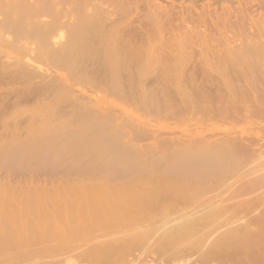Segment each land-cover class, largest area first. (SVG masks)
Returning a JSON list of instances; mask_svg holds the SVG:
<instances>
[{
  "label": "rangeland",
  "instance_id": "374dc122",
  "mask_svg": "<svg viewBox=\"0 0 264 264\" xmlns=\"http://www.w3.org/2000/svg\"><path fill=\"white\" fill-rule=\"evenodd\" d=\"M69 1L74 2V0H69ZM69 1L67 0V3H69ZM107 1L108 0H103V6L106 8V10L108 7L110 8V10L113 9L111 12H108V10H107L106 14L109 15V17H107L105 15V13H103V14H100V17H101V18H99L100 21L97 18L99 14L95 15L94 18L89 17L90 19L81 18V19L77 20L75 18L76 23L80 24V26H83L85 28H83L82 30H80L81 28L75 29V30L71 29V31L69 30V32H67L66 28H62V29L60 28L58 30L59 32H54L53 34L48 36L50 39H48V37H45L44 38L45 41L49 40L48 42H46L47 45L46 44L44 45L45 41L43 39V44L40 45L37 48V50H35V53L38 55V57L36 54H34L33 51L30 52L28 50H22L20 47H17V49H16V46H18L19 43L22 44L21 41H18V40H17V43L18 42L19 43L16 44L15 48H14L13 44L9 45V47L7 45H5V47H4V45H0V47H3V48H0V60H1L0 61V68L3 69L5 67L2 71L0 69V77H2V78H0V146H2V144H5L4 146H6V143L12 144L15 142V143L19 144V143L25 142V140L28 137L29 129L31 127L38 125L41 121V118H39L40 117L39 114H36V113H38V111H40V110H38L39 108L43 112H45L46 110L49 109L46 113H48V114L50 113V115L48 117V115L46 114V117H47V122H49L50 124H51V122H54V124H55V121L57 122V120H60V121L62 120L60 122L61 126L59 125V121L57 124L59 127H63V129L58 127L59 135L58 134L57 135L59 136V139H62L61 138L62 136H63V138L64 137L66 138L67 132L71 131L69 129H72V127H74V126L70 125L71 122L74 121L72 124L75 125V123H76L75 120L79 119V121H77V122L84 123L85 119H81L84 117H86V119H88L87 117L90 118L89 121L91 123L88 120L85 121V122L90 123V124H92V123L95 124L94 122H97L95 125H100L102 122L103 123L105 122L104 124H106L105 125L106 127L104 126L103 123L101 124L102 127H105V130L108 127H109L108 129H110V130L114 129L113 131H116L117 129L120 130V132H118V130L116 131L118 133L114 132L115 134L114 133L112 135L110 134V136L111 137L113 136V138H114L113 142H115L114 140H116V139L120 140L119 142L116 140L115 144H117V142H118V143H120L121 147L118 144L117 145L121 149L122 148L124 149V147H126V149L127 148L130 149V151H128V149L127 150L125 149V151H128L129 154L132 151L131 157H129L127 155L128 152H126L127 153L126 157L127 156L129 157L128 159H131L134 156V154L136 156L137 154L135 152H137L138 153L137 160L135 159L136 158L135 156L131 160L135 159V161H134L135 163H137V161H138V164L141 163V164H139V166H141V167L143 165H145L144 163L146 162L145 167L143 166L142 168L145 169L147 167L146 169L150 168L149 170L155 169L154 171L153 170H151V171H153L154 174L157 173L158 175H161V174H159L160 171L163 174L165 172L164 170L167 169V171H168L170 168H173L172 166L169 168L170 164H167L168 167H166L167 165H164L166 162V159H167L165 157H168V153H171V152L172 153L175 152V154H177V152L182 153V151L186 148L185 151L182 153V156H184L186 154L185 152L188 151V149H189L188 147H190V145L192 146L193 149L195 146H197L198 149H200V147L201 148L205 147L204 149H206V147H207V148H209V150L214 151V152H216L217 149L219 148V150L217 151V152H219L220 149L222 148V145L224 144L225 146L223 145L224 147L221 149L222 151H220V153L223 154V152H224L225 156L222 154L220 155V153L218 154L221 156V158H222V156L224 157L223 159H224V163H225L224 166L225 167H224V169L222 167L223 170L221 168L220 169L218 168V170L214 171V169L212 167L213 173H211L212 175L209 173L211 171V169H210V171L208 172L210 175L208 176L205 174L207 177H205L204 174L200 176L195 171L194 172L197 174L196 176L194 175V172H193V175L192 174L190 175L191 172L189 171V174H187L186 171L188 168L184 167V165L186 166L187 163L185 162L186 163L185 164L184 161H182L181 164L183 163L184 165L183 166L181 165V169L184 170V173H186L185 174L186 176H185L184 173L182 172V170H180L177 166V168H176L177 171L175 170L176 172L174 171L175 172L174 174H176L177 172L179 174L177 173L178 174V175L176 174L177 177L174 176V177H172V179L176 178L177 180L179 179V181L183 180L185 185L187 183L186 186L189 188L188 191H191L190 186H193L195 188V189L193 188V190H194L193 193H192V191H191V193H189L187 191L186 186L184 185L185 186L184 187L182 185L183 182L181 181L182 184H180L181 185L180 188L182 189V186H183L184 188H186L185 189L186 191H184L183 189L182 190L180 189V190L184 191V192H188L187 193L188 195L186 194L187 196L184 195V197L182 198V201L184 198L187 199L186 201L184 199L185 202L181 203L180 202L181 199L179 200L180 203L178 202V197H176V196L178 195L177 194L178 192H181L179 189H178L179 191L177 190V193L175 192V193L171 194V197L173 195H175V197L174 196L173 197L175 198V200L177 199L178 205L176 204V201L173 200L174 198H171L168 201L166 199L167 197H165L166 194H164V197L167 200V203L164 202L165 200H163V197H161L162 200H161V198H159V199H156L157 197L154 198L155 196L151 197L152 201L156 199L154 202H156V201L161 202V203L159 202L158 206H160V204L162 205L163 202L165 203L164 206H167L166 204H168V202L170 203V205H172L170 202L172 200H173V202L175 201L176 206L172 205L171 206L172 209L175 208V210H173V211L171 210L168 212L167 211L164 212L163 211L164 209H161L162 207H159L162 210V213H161V211H159V210L158 211L156 210L157 212H155L154 209H156V208L153 209V207L155 205H152V209L156 214L152 211V214H154V215L150 214L153 217L150 218V215H149V218L152 219V221L154 223H152V226H151V221H150V223H148L146 221L147 223H145V224H150L149 227L152 229L153 225L155 226V223H156V226H155L156 229L154 227L152 230L153 232L151 231V229H149L150 230V232H149V230L147 229V228H149L148 226H146L147 228L145 229L144 225L143 224H142L143 226L141 225V228L143 227L145 229V231L148 230L147 231L148 235L150 233L153 234L155 232L154 236H152V235L149 236V238L150 237L153 238L152 239L153 241L151 239H149L150 240L149 242L146 241V243L148 242L147 243L148 246L145 244L147 247L143 246L145 241L142 240L144 243L141 242V243H143L141 246H143V247H138L141 244L140 243V244H138V246L137 245H135V247L133 246L134 248L132 249V247L128 244V243L131 244V241H132L131 240L130 242L125 243L126 246H127V244L130 246V247L127 246L129 248V250L126 249L124 246L125 249H124L123 253L119 251L122 254L118 253L120 255L114 256V258L111 257V259L109 258V262H107L108 259L106 260V262L105 261L104 262L103 261L94 262L91 260L92 258L91 259L88 258L89 261H87V258H86V260H82L83 258H80V257H75L76 259H74L73 257H71L73 255H71L70 257L74 260L70 259V261L72 260L71 262L74 264H259V263L264 264V250H263L264 249V235H262L264 233L259 235V236H261L260 240L255 238V241H256V239L259 241V242L258 241L255 242L256 245H254V243L251 244L254 246L253 247L254 250L256 249L255 251L251 248V246L249 247L251 250H253V252L255 254L257 253V255H256L257 257H255V258L258 259V257H259L260 261L259 260L257 261L254 258V256H255L254 253H252V254H253V259H255V260L250 258L251 260L246 259V261H248V262H246L245 258H243V260H241L240 262L239 261L236 262V260H234L236 263H233V261H229L228 260L229 258L223 254H222L223 255L222 256L220 254V252L224 251V249L225 250L229 249L228 247H230V245L229 246L227 245L228 246L227 248L224 247L223 249H221V251L219 252V255H217V257L214 256L215 254H217V252L216 253L212 252L213 254L210 255L211 252L209 253V251H207V252L205 251L207 249V247L210 246V243L211 242L213 243V240L216 241L219 238V236L221 235V233L223 234V232L225 230L232 229L233 227L239 226L240 224L243 225V223L247 222L246 221L247 216L245 217L243 215L246 218L245 219L243 216H241V218L239 217L240 215H242V213H240V215L237 214V212L239 211V209L241 210V207L243 205V204H241L239 206L240 207L239 208L238 205L240 204L239 202H241V201H238V200L243 199V202H244L245 200H247L246 199L247 197H249L248 200L251 199L250 197H252V199H254V201H255L256 199H258L257 196L259 197V194L262 191L264 192V186H263L264 185L263 184L264 176H263V178L260 176L264 173V171L262 172V170H264L263 169L264 167L262 166L263 168H259L260 170L258 169V166L262 165V163L259 162L260 159L257 162V159H256L257 154H256V151L254 150L256 146H254L255 144H251L250 142H248L247 139H245L246 138V132H244L242 134L240 133V129H242V128H247L246 130L250 129L247 122L252 120V119L256 120L257 117L253 118V116H251V117L249 116V117H244L241 120V118H237L239 116H236L234 112H232L233 115L231 116L232 113H230L231 111L229 109L234 108L233 105H231L232 107H230V108L228 107L229 109H226L227 105H228L227 104L228 100H229V105L231 104L230 103L231 99H228L229 97L230 98L232 97V100H234V101H231V102H233L232 104H234L235 106H237V104H240V102L242 101L243 98L247 97V93L245 95L244 94L245 91L244 90H243L244 92L242 91V88H244V87L242 85H240V81L238 80L240 78V77L238 78V76H237L238 74H240L239 72H241V73L244 72L243 74H245V71L247 70L248 73L246 71L247 75L246 74L245 75H246V77H248L249 70H250L249 68L252 69V67H254V66L258 67L259 65H260V67L263 66L262 64H264V60H263L264 55H263V53H261L262 51H260V53L258 52L255 55L256 57L251 56L252 58L250 56H248L249 53L245 56V57H247V59L239 56V54L244 55L243 54L244 48L242 47L240 49L241 44H240L239 39H235L231 43V44H233L235 42V44L229 45V46H231L230 47L231 49L233 47V49L231 50L232 52L228 48L227 49L225 48L226 44L222 45L223 42H222V44L220 43L221 44L220 45V44H217L215 42L211 43L209 37H207V39H209V41L206 38L203 39L204 38V36L202 35L203 32L201 34L200 30L203 31V29H205L207 27V24L205 25L203 23V21H201L202 23L199 22V23H201V24H199L198 21L196 20V17L199 16L200 13L206 14L209 11H211L212 14L214 12V14L217 16L221 15L220 12L222 13V10L224 11V8H226V10L228 9V11H230V15L233 13L231 15L232 17H229V20H232V19H234L235 14H237L236 12L238 11V8H241V6L249 7V5L251 7L247 8V9H249L251 14L254 15L253 18L257 19L259 17V14L264 12V7L259 8L258 6H255L254 3H251V2L249 3L250 0H229V2H228V0H217V1L216 0H153V3H154L153 6L155 8L153 6L148 8V6H145V4H143L144 0H139V1L136 0V1H138V2H136V4L140 3L139 5L137 4L139 7L133 5L132 6L133 9H131L130 6L132 4L130 3L131 5H129V2H128L129 0H111V1H108V3H107ZM116 1H117V3H116ZM118 1L120 2L119 4H118ZM194 1H195V3L193 4ZM121 3H122L121 6H123V4H125V5L127 4L128 10L126 9L125 5L123 6L125 8L119 7L120 10L117 9L118 6H116V5H120ZM114 5L116 7H113ZM159 8L160 9L164 8L165 10L163 9L161 12ZM188 8L190 10L189 12L187 11ZM142 9H144V12L147 14H145ZM125 10L127 12H125ZM184 10L187 11L188 15H189L187 17V19H188L187 21H189V22L187 23L186 27L189 28V30L191 28V30H194L196 33L195 35L193 33V36H192L193 39H192V37L190 38L191 41H190V39H188L190 42L186 39H183V38H182V42L177 41V40L181 41V38L179 39V37L181 35L180 30H182L181 27L185 24V22H187V21H184L182 23L180 20H178V19L182 20V15L185 16L184 14L187 13V12H184ZM202 10H204L205 12H203ZM153 11H155V12H153ZM216 11H218L219 14H217L218 12H216ZM181 12H182V15H181ZM190 12L192 13L191 16H190V14H191ZM80 13L82 14L83 12H79V14ZM111 13H113V14H111ZM143 13H144V15H143ZM172 13H173V15H172ZM176 13H177V15H176ZM76 14H78V13H76ZM117 14H120V15H117ZM205 14H204V16H205ZM71 15H73V13ZM74 15L71 16V18L72 17L74 18L75 16L77 17V15H75V16ZM103 15H105V16H103ZM206 15L210 16L211 13L209 12ZM215 15L214 16L212 15L211 19L209 18V20L207 19L209 16L208 17L205 16V21H204L205 23H208V25H211V28L210 27L209 28L213 29L214 31H215V29L213 28V25H214L213 22H214V19H216V17H217V16L215 17ZM115 16H116V18H115ZM170 16H172L174 18H172ZM200 16H199V18H200ZM150 17L153 18V21H150V19H149ZM189 17L190 18L194 17L195 19L191 18V20H190ZM48 18H50L49 15H47V14L43 15L42 14V15H38V18L36 20L42 22V20H48ZM67 18L69 20L70 15H63V19L61 18V20L62 21H68ZM105 18H108L107 19L108 21H106ZM145 18H146V20H145ZM152 18H151V20H152ZM168 18H171V19H168ZM199 18H198V20L200 21ZM103 19H105V20H103ZM206 19L208 20V22H206L207 21ZM95 20H97V23ZM111 20H113V21H111ZM141 20L142 21L144 20L143 23L141 22ZM148 20H149V22H148ZM163 20H165V21H163ZM172 20H174V21H172ZM210 20H212L213 22ZM92 21H94L95 23H93ZM103 21L107 22L108 27L107 26L104 27V24H101ZM196 21L198 24L196 23ZM41 22H38V23H41ZM147 22H148V24H147ZM154 22H156V23H154ZM91 23L93 26H91ZM150 23L153 27L150 25ZM194 23H196V25H194ZM248 23L249 22L247 21V23L244 24L245 27L249 26ZM136 24H138V25H136ZM141 24H142V27H141ZM167 24H168V26H167ZM148 25H150V28ZM158 26H160V27H158ZM166 26H167V28H166ZM191 26L192 27L198 26V27L197 28L194 27L192 29ZM199 26H200V28H199ZM202 26H204L205 28ZM184 28H183V30H184ZM209 28L207 30H210ZM132 29H133V31H132ZM0 30H1L0 33L2 34L4 30L2 31V28H0ZM152 31H153V33H151ZM197 31L199 34L197 33ZM210 31L209 32L207 31L206 35L208 34V36H210V34L211 35L213 34V36H214V33L212 31L210 33ZM60 32L62 34L59 36ZM163 32L165 35H163ZM217 32L218 31H216L215 34ZM1 34H0V36H1ZM2 35H6V34L3 33ZM40 35L41 34L37 35V37ZM155 35H157V36L155 37ZM196 35H197V37H196ZM177 36H178V38H177ZM199 36H201L202 39ZM169 38L172 39L173 41H171ZM25 39L20 38L19 40H22V42H23V41H25ZM35 39L37 40V42L38 41L41 42L42 35L38 38L35 37ZM27 40L31 41V39H29V38ZM36 40L33 39V41H35V42H36ZM183 40H185V41H183ZM26 41L23 42L22 45H26L27 44ZM205 41H207V42H205ZM164 42H165V44H164ZM173 42H175L176 44ZM187 43H188L189 47L187 46ZM206 43H208L209 45L207 44L208 46H206ZM210 43H211V45H210ZM10 46L13 49H11ZM186 46L188 48H186ZM192 47H193V50H192ZM39 48H40V50H39ZM187 49H188V51H187ZM234 49H236V50H234ZM20 50H22V51H20ZM225 50H226V52H225ZM25 51H26V53H25ZM27 51L30 52L29 55H28ZM36 51H39V52H36ZM207 51H208V53H207ZM21 52L24 53V55L22 54L23 56L21 55ZM183 52H185V53H183ZM192 52H193V54H192ZM221 52L223 53V55ZM234 52L237 54H235ZM8 53L10 56H13V57L11 58L8 55ZM186 53H188V54H186ZM233 53H234V55H232ZM251 53H250V55H251ZM5 54L7 56H9L10 59H8L9 57L5 56ZM17 54H19V55H17ZM217 54H220V55H217ZM260 54H262L263 56ZM33 55L34 56L36 55V56L33 58L32 57ZM221 55L223 56V58ZM218 56H219V58H218ZM6 57H7L6 60L8 62H6V64H5V61H6L5 58ZM235 57H237V60ZM3 58H4V60H3ZM14 58L17 60H15ZM29 58H30V60H29ZM257 58H261L262 60L257 59ZM27 59L29 60V62ZM254 59H257V60L255 61ZM18 61L21 64H19ZM24 61H27V62H24ZM226 61L228 64L226 63ZM189 62H190V64H189ZM250 64L252 65V67L250 66ZM3 65H4V67H3ZM16 65H18V66H16ZM193 65H195V66H193ZM196 65L198 68L196 67ZM260 67H258V68H260ZM242 68H243V70L246 68L247 69L243 71V70H241ZM258 68H256V69L254 68V70H257ZM19 69H20V71H19ZM4 70L7 73L9 71V74L12 77L10 75H8L6 72H4ZM237 70H238V72H237ZM228 72L231 73L230 75L233 78L229 75ZM14 73H16V75ZM24 73L26 76L24 75ZM26 73H28V74H26ZM34 73H35V75H34ZM17 74H23V75L19 76ZM211 76L213 78L214 77L215 78L213 79ZM250 76H251V78L249 80L252 79L253 82H256V83L259 82V79H260L259 77H256V75L255 76L250 75ZM204 77H206V78H204ZM24 78H26V79H24ZM205 79H206V81H205ZM218 79L220 80V83H219ZM236 79H237V81H236ZM232 80L234 81V83ZM207 81H209L210 83ZM212 81H213V83H212ZM226 81H228V82H226ZM241 81L243 82V78ZM229 82H230V84H229ZM231 83H233V88H232V86L229 87V85H232ZM234 84H236V88H235ZM211 85L214 87H211ZM222 85L224 86V88H222L223 87ZM238 87L241 88V89H239L240 91H237ZM213 88H214V90H213ZM208 89H209V91H208ZM228 89H230L231 91ZM233 89H235V91H233ZM216 91H218V92H216ZM241 91L243 92V96L241 95L242 94ZM232 92H233V94H235V92L240 93V94L236 93L234 96L241 95L243 98L241 96H239L238 97L239 99L236 98L237 99L236 100L233 97ZM215 93H217V94H215ZM218 93L221 95V97L224 96L222 94L226 93V95L224 96L225 100L223 99V97L219 99L218 97L220 95H218ZM208 95L211 96L212 98L208 97ZM221 99H222V101H220ZM226 99H228V100H226ZM245 99H243V101ZM235 100L239 101V103L236 102V104H235L234 103ZM219 103L220 104L224 103V105H226V106L221 105L220 106L221 108H220ZM217 105H218V108L220 110L216 107ZM242 106H243V104H242ZM41 107H43V108H41ZM222 107H224V108H222ZM243 108H244V106H243ZM206 109L208 112L205 111ZM221 109L223 110V112L221 111ZM224 109H226V110H224ZM232 110H234V109H232ZM227 111H229V113ZM226 112H227V114H226ZM104 114L106 116H108V119ZM228 114H230V116ZM234 115L236 118L234 117ZM261 115L262 114H260V113H259V115L257 114L258 118L262 119V116H264V114L262 116ZM37 116H39V117H37ZM82 116H84V117H82ZM94 116L95 117L98 116V117L96 119H93ZM226 116H228V117H226ZM101 118H104V119H101ZM249 118H252V119H249ZM258 118H257V121H259ZM80 120H82V121H80ZM222 121H224V122H222ZM62 123H65V124L67 123L68 125H70L69 127L67 126L68 128L66 127L68 129V131H67V129H65V126H64L65 124L62 125ZM61 129L63 130V132ZM110 130H108V132L112 133L113 131L111 130L112 132H110ZM69 134H70V132L68 133V135ZM116 134L119 136V138ZM120 136H122V138ZM242 137H243V139L241 140ZM196 140L198 141L199 145L197 144ZM202 141L204 142V145L202 144ZM222 141L223 142L225 141V142L223 143ZM239 141L241 142V145L239 144L240 143ZM59 142H61V141H59ZM59 142L57 144H59ZM230 142L232 143V145ZM121 143L123 144V146ZM125 143H128V144H126L127 146L125 145ZM210 146H212V148ZM232 146H234V148ZM214 147H215V149H214ZM249 147H250V149L254 148L253 151L255 153H253V151H250ZM178 148H179V150L181 149L182 151H179V150L176 151ZM182 148H184V149H182ZM245 148L246 149L248 148V150H249V151L247 150L248 153H247ZM134 149L135 150L138 149V151L140 150V152H138L137 150L135 151ZM190 149H191V147H190ZM193 149H191V150H193ZM223 149H225V151H227V152L225 153V151ZM141 150H142V152H141ZM191 150H189V151H191ZM236 150H238L239 152H236ZM194 151L197 152L195 149H194ZM230 151H233L234 153L230 152ZM166 152H167V155H166ZM249 152L250 153L252 152V153L250 154ZM179 153H178V155H180ZM244 153H245V155H244ZM227 154H228V156H227ZM248 154H249V156H248ZM172 155H174V153ZM178 155H177V157H178ZM231 155H232V157H231ZM171 156L167 160H173L176 157V155H174V157L173 156L171 157ZM226 156H227V158H225ZM245 156H246V158H245ZM139 157L142 158V160L145 159V160H143V162H144L143 165H142V160ZM155 158H157V159L155 160ZM164 158H165V162L163 163ZM171 158H173V159H171ZM178 158L181 159L182 158L181 155ZM230 158H232V159H230ZM91 160H92V157L89 154L88 155L84 154V156H81L80 160H79L80 161L79 162V169H77V170L71 169L68 166V164H67L68 161L66 159L65 160L61 159V161H59L60 165L58 164L59 166H57V165L55 166V164H54V167H53V165L51 167L49 164L47 165L46 163H43L44 165L41 164L42 166L35 167V169L25 167L22 164H20V166H17V164H15V163H11V162L6 163L5 161L3 162V160H0V162L2 161L0 163V189H1L0 194L3 191V193L1 194L2 196L0 195L1 196L0 200L7 196V195L5 196V194H4L6 191L13 193V194L10 193V195H12V196H10L11 198L14 196H15L14 198L17 197L16 194H14V193L18 192L17 195L19 196V191H20V194L22 192V195H20L17 198V200H19L20 198L22 199V197L24 198L25 195L30 193V191H34V189H37L38 192H42V190L43 191L45 190V193L42 192V194L44 196L46 195V193L47 194H49V193L54 194L55 190L58 189V191L56 190L55 194L57 195V192H58V196H61L59 194L61 192L63 194V196H65V194H67V192H63V191H68V193L73 192L71 190L73 189V187H74V189L76 187H78L79 185L77 186V183L79 181L81 182V180L83 181L84 179H86L84 181L88 180L87 182H93L95 184V181L97 182L98 178L105 176L107 174L103 170H98L96 172L93 171L89 167V163L91 162ZM140 160H141V162H140ZM152 161L154 162L153 164H152ZM169 162L170 161H168L166 163H169ZM8 163H10L11 167L9 166ZM135 163H134V165H136ZM170 163H173V162L171 161ZM5 164H7L8 166ZM12 164H14L15 166ZM148 164L149 165L151 164L152 167H150L151 165L149 166ZM173 164H175V162ZM176 164H178V162ZM179 164H180V162H179ZM136 166L139 168L138 165H136ZM219 166H221V165L219 164ZM219 166H217V167H219ZM248 166H250V167H248ZM252 166H255L254 170H250L251 168L253 169ZM174 167H176V165ZM179 167H180V165H179ZM195 167H196V164H195ZM217 167L215 166L214 168L217 169ZM256 167H257L258 171H257V169L255 171ZM183 168H185L186 170ZM191 168L193 169V167H191ZM246 169H249L250 172H249V170L247 171ZM178 170L181 171L182 175L180 174V172ZM195 170H196V168H195ZM245 171L247 172V174L249 176L245 173ZM216 172H218V173H216ZM258 172H260V173H258ZM174 174L172 173V175H174ZM180 175H181V177H180ZM192 176H194V177H192ZM240 176H241V178H240ZM250 176H252V177H250ZM258 176H260L261 178ZM183 178L185 179L186 182L184 181ZM176 179H173V180H176ZM238 179H239V181H237ZM253 179H254V182L252 181ZM177 180L174 182H177V184H179V182ZM256 181L258 182V184ZM231 182H233L232 186H230ZM242 182H243V184H242ZM252 182L255 186L252 184ZM261 182H262V184H261ZM241 184L244 186V188H243V186H241ZM250 184H252L253 186ZM261 185H262V187L260 189H258L259 186H261ZM248 186H249V188H248ZM256 186H258V187H256ZM63 187H67V188L63 190ZM235 187L239 188V189L237 188L238 192L239 191H240V193L242 192L241 193L242 197L244 195L245 196L243 198L240 197V199H237L238 202L234 205V203L233 204L231 203V202H234V200L231 202L229 200L231 199V195H233V192H234V194H235V191L237 192V189ZM251 187H255L256 191L252 190L253 188H251ZM230 188H231V190H230ZM59 189H61L63 191H61V190L59 191ZM241 189H243L245 191L243 192V190L241 191ZM47 190L49 192H46ZM82 190H84V189H82ZM23 192H26L27 194H25ZM52 192H54V193H52ZM249 193L251 195L248 196ZM179 194H180V195H178L179 198L181 197V195L183 196V194H181V193H179ZM191 194H192V196L190 197L189 195H191ZM255 194L256 195L258 194V195L255 196ZM261 194H260L259 198H261L264 195L263 193H261ZM225 195H226V197H225ZM8 196H9V194H8ZM188 196H189V198H187ZM168 197L170 198V196H168ZM221 198L222 199L224 198L223 200L226 199L227 201L226 200L225 201L227 203H224V202L221 203V201H222ZM251 201L253 202V200H251ZM154 202H153V204H154ZM217 202H219L220 204H217ZM223 203L225 205H227V207L231 206V208H233V209H231V208L230 209L227 208V210L224 209L225 207H223L224 206ZM245 204H246V202H244V205ZM212 205H215V207L217 206V208L219 207L218 209L221 210L222 212L221 211L218 212L217 208L215 210L214 209L215 207H212ZM169 206H168V210H170ZM52 207H54V206H52ZM155 207H157V206H155ZM211 207L213 208V210ZM237 207H238V209H237ZM234 209L238 210V211L236 212ZM209 210H212V212H209ZM230 210L231 211L234 210L233 211L234 213L231 212ZM206 211L208 212V214L212 213V214H210L212 216L207 215ZM215 211L218 213V214L216 213L217 214L216 216L214 215ZM158 212H159V214H158ZM232 215H233V217H232ZM236 215L238 217H236ZM49 217L52 218V219L49 218V221L51 219V221L49 223V224H51L50 227L53 225L52 223H54L55 225H53L54 226L53 228H55L57 222L56 223L54 221L52 222V220H54V216L50 215ZM182 217H184V218L182 219ZM193 217H194V219H192ZM187 218H188V221H185V220H187ZM235 218H237V219H235ZM180 219H181V221H185L186 223H189L190 222L189 220H191V223H193L194 220L197 219L198 221H200V223L198 221H197L198 222L197 223L195 220V222L197 224H195V223H193V224L195 226L197 225L196 227H198L199 224L200 225L202 224L201 222H203V221H201V220L205 219L204 220L205 224L202 225L201 226L202 228H200V229L196 228L197 231L195 230V226L194 227L192 226L194 228L193 231H195V232L194 233L192 232L193 234H191L185 240L184 239L181 240L182 242H180V240H179L177 242L175 241L176 242V243L174 242L175 244L171 243V244H173V245H170L171 248L168 247L167 244H165L166 246H164L165 249L167 248L166 250L164 249V247L162 249V246H163L162 244H161V247L159 248L158 243H162V241H163V237H161L162 239L160 238L162 241L161 240H160L161 242L159 241V237L162 235L161 232L164 231L163 234L165 233V231L168 232V229L165 230V228L167 226H170L171 228H169V230H171L172 229L171 223L172 224L174 223L176 226L177 222H181ZM212 219H214V221ZM233 219H235V221ZM174 221H177V222H174ZM239 222H241V223H239ZM65 223L66 222H61V225H64ZM178 225H180V224H178ZM232 225H234V226H232ZM175 226H173V227H175ZM218 227H219V229H217ZM249 228L251 231H254L253 225H250ZM111 229L112 228H103L104 231L111 230ZM255 230H256V228H255ZM211 231H213V233ZM238 231H240V230H238ZM92 232L93 233H91L89 235H84V237H82L83 235L81 237L79 236L80 238H82V241L81 240H79V241H81V243L84 242V244L87 243L86 245H88V243L93 244V243H95L96 240L105 239V237H106V236H100V238H96V240L93 239V237H92L93 240L91 238L89 239V237H91L90 235L93 236L95 234L103 233L101 228L96 229L95 232L94 231H92ZM164 235H162V236H164ZM126 236H128V235H124V238ZM259 236L257 235L255 237H259ZM102 237H104V238H102ZM145 237H144V239H145ZM205 237H208V238L205 239ZM262 237H263V240H261ZM147 238L148 237H146V239ZM155 239L159 242H157ZM202 239L206 240V241H203ZM124 240H127V238ZM79 241H77V239L73 240V244L74 243L77 244V242L80 243ZM133 242H134V244L139 243L138 240H137V242H136V240L135 241L133 240L132 244H133ZM150 242H152L151 244H153V242H154L155 243L154 246L149 247ZM178 242H180V243H178ZM200 242H202V244H200ZM252 242H254V241H252ZM156 244H157V247H156ZM163 244H164V242H163ZM31 245L34 248L41 246L40 243L38 244L39 246H37V245L35 246V244H31ZM257 245L261 246V247L263 246V247L261 248V247H258ZM25 246H24L25 248H23V249H25L26 251L34 249L32 246H31L32 249H30V248L28 249L27 248L28 245H25ZM118 246H121V245L118 244ZM116 247H115V249H116ZM257 247H258V249H257ZM157 248H158V250H157ZM250 249L248 250V248H247L246 249L247 251L245 250V252H249V251L252 252ZM118 250L116 249L115 252H117ZM257 250L259 253L261 252L260 255H263L262 257L258 256L259 253L257 252ZM158 251L160 253H158ZM204 251L206 252V255L204 254L205 253ZM208 253H209V255H207ZM44 255L45 256H43L42 259L40 256H38V257L36 256L37 259L34 256V258L37 261L35 259L33 261V258H32L30 262L28 261L29 263L28 262H22V263H24V264H32V263L33 264H39V262H38L39 261L38 258H39L40 261L46 260L43 264H47L48 262H49L48 264H51L52 261L51 262L48 261V259L50 258V255H48V253H47L49 258L47 257L46 252L44 253ZM69 255L70 254H68V256H67V254H65V255H61L60 257H58L59 259L56 260L57 264L58 263L63 264L62 262H64V261L66 262V260H64V259H68L67 257H69ZM62 257H64V258H62ZM210 257H212V258H210ZM46 258H48V259H46ZM262 258H263V260H262ZM60 259L62 260V262L60 261ZM67 261H69V259ZM242 261H244V262H242ZM36 262H38V263H36ZM55 262L54 263L52 262V264H55ZM70 263H68V264H70ZM17 264H21V262L20 263L18 262Z\"/></svg>",
  "mask_w": 264,
  "mask_h": 264
},
{
  "label": "bare ground",
  "instance_id": "6f19581e",
  "mask_svg": "<svg viewBox=\"0 0 264 264\" xmlns=\"http://www.w3.org/2000/svg\"><path fill=\"white\" fill-rule=\"evenodd\" d=\"M69 1V0H68ZM108 1H111V0H108ZM108 1H107V3H108ZM139 1V0H138ZM138 1H136V0H129L128 2H129V5H131L130 6V8L131 9H133V5L134 6H138L137 4H136V2H138ZM217 1V0H216ZM142 2V1H141ZM155 2V1H154ZM228 2H229V0H228ZM254 3V5L255 6H258L259 8L260 7H264V0H250L249 1V3ZM105 3V2H104ZM116 3H117V1H116ZM120 2L118 1V4H119ZM131 3V4H130ZM195 3V1L193 2V4ZM217 3V2H216ZM143 4H145V6H148V8L149 7H152L153 6V0H144V3ZM246 4V3H245ZM122 5V3L120 4V5H116V6H118L117 7V9H119L120 10V8L119 7H121V8H125V7H123L125 4H123V6H121ZM205 5V4H204ZM243 5V4H242ZM248 5V4H247ZM112 6V5H111ZM110 6V7H111ZM115 5L113 6V7H116ZM126 6V9L128 10V7H127V4L125 5ZM144 6V5H143ZM157 6V5H156ZM196 6V5H195ZM139 7V6H138ZM154 7V6H153ZM178 7V6H177ZM243 6H241V8H238V11L236 12L237 14H235V16H234V19H232V20H229V17H232L231 15L233 14L232 12V14L230 15V11H228V9L226 10V8H224V11L222 10V13L220 12V14L221 15H215L214 14V12H213V14H212V12L211 11H209L210 13H211V15L208 17L206 14H208V13H203V12H205L204 10H202L201 12L203 13V14H201L200 13V18H199V16H197L199 19H200V21L198 20V18L196 17V20L198 21V23L199 22H201V21H203V23L206 25L207 24V27L205 28L204 26H202V27H204L205 29H203V31L202 30H200L201 31V34H202V32H203V36H204V38L203 39H207V37H209V39H210V42L212 43V42H215V43H217V44H222V42H223V44L222 45H224V44H226V49L228 48L230 51L233 49V47H232V49L230 48L231 46H229L235 39H239L240 40V44H241V46H240V49L243 47L244 49H243V54L244 55H242V54H239V56H241V57H244V58H246L247 59V57H245L248 53V56H255L258 52L260 53V51H262L261 53H263V55H264V12L263 13H260L259 14V17L257 18V19H255V18H253V16L254 15H252L251 14V12H250V10L249 9H247V8H250L251 6L249 5V7H243ZM257 7V8H258ZM109 8V7H108ZM107 8V10H108V12H111L112 10H110V8L108 9ZM145 8V7H144ZM155 8V7H154ZM153 8V9H154ZM176 8V7H175ZM190 8V7H189ZM189 8L187 9V11L189 12L190 10H189ZM160 9V8H159ZM158 9V10H159ZM164 9V8H163ZM163 9H160V11L162 12V10ZM107 10H106V8L103 6V0H74V2H72V1H69V3H67V0H0V28H2V31H3V33L4 34H6V35H2L1 33V36H0V45H4V47H5V45H7L8 47H9V45H11V44H13L14 45V48H15V46H16V44H18L17 43V40L18 41H21V43L23 44V42H25L28 38L29 39H31V41H29V40H27L26 41V45H22V44H20L19 43V45L18 46H16V49H17V47H20L22 50H28V51H33L34 52V54H36L35 53V50H37V48L40 46V45H42L43 44V39L45 38V37H48V36H50L51 34H53L54 32H59L58 30L61 28H66V30H67V32H69V30L71 31V29H73V30H75V29H79V28H81L80 30H82L83 28H85V27H83V26H80V24H77L76 23V19L78 20V19H81V18H87V19H90V18H94V16L95 15H98V19L99 18H101L100 17V14H103V13H105V15L107 16V17H109V15H107L106 13H107ZM115 10V9H114ZM118 10V11H119ZM143 10V12H144V9H142ZM157 10V9H156ZM165 10V9H164ZM220 10V11H221ZM226 10V11H225ZM234 10V9H233ZM261 10V9H260ZM147 11V10H146ZM150 11V10H149ZM168 11V10H167ZM187 11H185L184 10V12H187ZM79 12H83L82 14L80 13L79 14ZM102 12V13H101ZM125 12H127L126 10H125ZM140 12V11H139ZM153 12H155V11H153ZM157 12V11H156ZM165 12V11H164ZM183 12V11H182ZM182 12H181V15H182ZM183 12V13H184ZM188 12L186 13V14H184L185 16H183L182 15V20L181 19H178V20H180L182 23L184 22V21H187L188 19H187V17L189 16L188 15ZM216 12H218V11H216ZM73 13V15L75 14V15H77V17L75 16L73 19L71 18V16H73V15H71ZM76 13H78V14H76ZM145 13V12H144ZM144 13H143V15H144ZM191 13V12H190ZM189 13V14H190ZM44 15V14H47V15H49V17L50 18H48V20H42V22L41 21H38V20H36L37 18H38V15ZM109 14V13H108ZM111 14H113V13H111ZM136 14V13H135ZM145 14H147V13H145ZM149 14V13H148ZM156 14V13H155ZM162 14V13H161ZM204 14H205V16L206 17H208L207 19L209 20V18L211 19V16L213 15H215V17H216V19H214L213 17V19H214V22L212 21V20H210V21H212L213 22V28L215 29V31L213 30V29H210L211 28V25H208V23H205L204 21H205V16H204ZM217 14H219V12L217 13ZM63 15H70V19L68 20V18H67V20L68 21H62L61 20V18L63 19ZM105 15H103V16H105ZM117 15H120V14H117ZM172 15H173V13H172ZM175 15V14H174ZM176 15H177V13H176ZM175 15V16H176ZM180 15V14H179ZM187 15V16H186ZM192 15V13L190 14V16ZM102 16V17H103ZM146 16V15H145ZM150 16V15H149ZM148 16V17H149ZM168 16V15H167ZM37 17V18H36ZM90 17V18H89ZM112 17V16H111ZM123 17V16H122ZM170 17H172V16H170ZM177 17V16H176ZM179 17V16H178ZM25 18V19H24ZM76 18V19H75ZM104 18V17H103ZM115 18H116V16H115ZM151 18L152 17H150L149 19H150V21H153V18H152V20H151ZM167 18V17H166ZM172 18H174V17H172ZM190 18V17H189ZM192 19H195L194 17H191ZM191 18H190V20H191ZM66 19V18H65ZM96 19V18H95ZM106 19V21H108L107 19L108 18H105ZM105 19H103V20H105ZM121 19V18H120ZM144 19V18H143ZM161 19V18H160ZM168 19H171V18H168ZM185 19V20H184ZM206 19V20H207ZM231 19V18H230ZM118 20V19H117ZM116 20V21H117ZM145 20H146V18H145ZM208 20L206 21V22H208ZM234 20V21H233ZM41 22V23H38V22ZM96 21V23H97V20H95ZM99 21H100V19H99ZM111 21H113V20H111ZM110 21V22H111ZM144 21V20H143ZM143 21L141 20V22L143 23ZM163 21H165V20H163ZM168 21V20H167ZM172 21H174V20H172ZM194 21V20H193ZM197 21H196V23H197ZM233 21V22H232ZM247 21L249 22L248 24H249V26H247V27H245V23H247ZM93 23H95L94 21H92ZM104 22V23H103ZM101 24H104V27H106L107 26V22H105V21H103ZM148 22H149V20H148ZM148 22H147V24H148ZM159 22V21H158ZM180 22V23H181ZM189 21H187V22H185V24L181 27L182 28V30H183V28H184V30L182 31V30H180L181 32V35H180V37H179V39L181 38V41L180 40H177V41H179V42H182V38L183 39H186V40H188V39H190L192 36H193V33H194V35L196 34L195 33V31L194 30H191V28H190V30H189V28H187L186 27V25H187V23H188ZM87 23V22H86ZM99 23V22H98ZM113 23V22H112ZM154 23H156V22H154ZM181 23V24H182ZM196 23H194V25H196ZM197 23V24H198ZM202 23V22H201ZM201 23H199V24H201ZM211 23V22H210ZM89 24V23H88ZM100 24V25H101ZM135 24V23H134ZM140 24V23H139ZM174 24V23H173ZM212 24V23H211ZM86 25V24H85ZM136 25H138V24H136ZM150 25H151V23H150ZM150 25H148L149 26V28H150ZM247 25V24H246ZM91 26H93L92 25V23H91ZM98 26V25H97ZM102 26V25H101ZM111 26V25H110ZM147 26V25H146ZM152 26V25H151ZM167 26H168V24H167ZM167 26H166V28H167ZM90 27V26H89ZM108 27V26H107ZM141 27H142V24H141ZM153 27V26H152ZM158 27H160V26H158ZM174 27V26H173ZM192 27V26H191ZM194 27H198V26H194ZM194 27H192V29L194 28ZM210 27V28H209ZM88 28V27H87ZM98 28V27H97ZM146 28V27H145ZM195 28V29H196ZM199 28H200V26H199ZM210 29L213 33H214V36H213V34L211 35L210 34V36H208V34L206 35V32L208 31H210V30H207V29ZM121 29V28H120ZM136 29V28H135ZM142 29V28H141ZM155 29V28H154ZM186 29V30H185ZM102 30V29H101ZM197 30V29H196ZM207 30V31H206ZM130 31V30H129ZM132 31H133V29H132ZM136 31V30H135ZM149 31V30H148ZM169 31V30H168ZM199 31V32H200ZM206 31V32H205ZM211 31H210V33H211ZM216 31H218L216 34H215V32ZM228 31V32H227ZM0 32H1V30H0ZM62 32V31H61ZM59 33V36L62 34V33ZM105 32V31H104ZM72 33V32H71ZM76 33V32H75ZM148 33V32H147ZM151 33H153V31L151 32ZM156 33V32H155ZM166 33V32H165ZM179 33V32H178ZM179 33V34H180ZM197 33H198V31H197ZM39 34H41L42 35V40H41V42L40 41H38L37 42V40L35 39V37L36 38H38V37H40V36H38L37 37V35H39ZM134 34V33H133ZM157 34V33H156ZM199 34V33H198ZM200 34V35H201ZM163 35H165L164 34V32H163ZM167 35V34H166ZM201 35V36H202ZM157 35H155V37H156ZM169 36V35H168ZM190 36V37H189ZM201 36H199L201 39H202V37ZM148 37V36H147ZM152 37V36H151ZM167 37V36H166ZM187 37V38H186ZM189 37V38H188ZM196 37H197V35H196ZM198 37V38H199ZM20 38H26L25 39V41H23L22 42V40H19ZM52 38V37H51ZM149 38V37H148ZM165 38V37H164ZM176 38V37H175ZM177 38H178V36H177ZM33 39L34 40H36V42L35 41H33ZM47 39V38H46ZM48 39H50L49 37H48ZM155 39V38H154ZM157 39V38H156ZM170 39V38H169ZM192 39H193V37H192ZM209 39H207L208 41H209ZM212 39V40H211ZM39 40V39H38ZM171 41H173L172 39H170ZM44 41H45V39H44ZM49 41V40H48ZM48 41H45V43H44V45L46 44V42H48ZM158 41V40H157ZM183 41H185V40H183ZM189 41V40H188ZM190 41H191V39H190ZM189 41V42H190ZM199 41V40H198ZM205 42H207V41H205ZM141 43V42H140ZM173 43H175V42H173ZM172 43V44H173ZM186 43V42H185ZM209 43V42H208ZM208 43H206V46H208L209 44ZM211 43H210V45H211ZM25 44V43H24ZM29 44V45H28ZM31 44V45H30ZM164 44H165V42H164ZM176 44V43H175ZM179 44V43H178ZM204 44V43H203ZM208 44V45H207ZM220 44V45H221ZM233 44H235V42L233 43ZM233 44H231V45H233ZM21 45V46H20ZM47 45V44H46ZM199 45V44H198ZM6 46V47H7ZM187 46H188V43H187ZM186 46V48H188ZM216 46V45H215ZM238 46V45H237ZM44 47V46H43ZM202 47V46H201ZM211 47V46H210ZM236 47V46H235ZM0 48H3V47H0ZM10 48H11V46H10ZM205 48V47H204ZM224 48V49H225ZM11 49H13V48H11ZM202 49V48H201ZM212 49V48H211ZM210 49V50H211ZM3 50V49H2ZM1 50V51H2ZM22 50H20V51H22ZM39 50H40V48H39ZM185 50V49H184ZM192 50H193V47H192ZM203 50V49H202ZM234 50H236V49H234ZM252 50V51H251ZM19 51V50H18ZM27 51V52H28ZM187 51H188V49H187ZM219 51V50H218ZM229 51V52H230ZM252 53H251V52ZM257 51V52H256ZM30 52H28V55H29V53ZM36 52H39V51H36ZM194 52V51H193ZM193 52H192V54H193ZM225 52H226V50H225ZM232 52V51H231ZM242 52V51H241ZM255 52V53H254ZM10 53V52H9ZM9 53H8V55H9ZM25 53H26V51H25ZM54 53V52H53ZM183 53H185V52H183ZM207 53H208V51H207ZM222 53V52H221ZM235 53V52H234ZM234 53L232 54V55H234ZM240 53V52H239ZM250 53H251V55H250ZM24 55V53L23 52H21V55ZM186 54H188V53H186ZM227 54V53H226ZM235 54H237V53H235ZM17 55H19V54H17ZM22 55V56H23ZM37 55V54H36ZM35 55V56H36ZM217 55H220V54H217ZM222 55H223V53H222ZM221 55V56H222ZM260 55H262V54H260ZM262 55V56H263ZM5 56H7L6 54H5ZM10 56V55H9ZM9 56H7V57H9ZM34 55L32 56L33 58L35 57ZM7 57L5 58V60L7 59ZM11 58L13 57V56H10ZM10 57L8 58V59H10ZM26 57V56H25ZM37 57H38V55H37ZM234 57V56H233ZM238 57V56H237ZM237 57H235L236 58V60H237ZM251 57V58H252ZM256 57V56H255ZM264 57V56H263ZM217 58V57H216ZM218 58H219V56H218ZM222 58H223V56H222ZM225 58V57H224ZM239 58V57H238ZM15 59V58H14ZM257 59H261V58H257ZM257 59H254L255 61L257 60ZM3 60H4V58H3ZM15 60H17V59H15ZM26 60V59H25ZM28 60V59H27ZM29 60H30V58H29ZM29 60H28V62H29ZM187 60V59H186ZM226 60V59H225ZM240 60V59H239ZM253 60V61H254ZM262 60V59H261ZM263 60H264V58H263ZM1 61V60H0ZM14 61V60H13ZM20 61V60H19ZM18 61V62H19ZM231 61V60H230ZM241 61V60H240ZM260 61V60H259ZM258 61V62H259ZM6 62H8L7 60L5 61V64H6ZM21 62V61H20ZM19 62V64H21ZM24 62H27V61H24ZM229 62V61H228ZM238 62V61H237ZM263 62V61H262ZM4 63V62H3ZM197 63V62H196ZM221 63V62H220ZM226 63H227V61H226ZM250 63V62H249ZM257 63V62H256ZM2 64V63H1ZM189 64H190V62H189ZM188 64V65H189ZM193 64V63H192ZM228 64V63H227ZM241 64V63H240ZM186 65V64H185ZM201 65V64H200ZM204 65V64H203ZM255 65V64H254ZM263 66H264V64H262ZM16 66H18V65H16ZM191 66V65H190ZM189 66V67H190ZM193 66H195V65H193ZM192 66V67H193ZM226 66V65H225ZM250 66L252 67V65L250 64ZM249 66V67H250ZM260 67V65L258 66V67H260V68H258V67H252V69L251 68H249L248 70H249V74L250 75H256V77H259L260 79H259V82H253L252 81V79L251 80H249L250 78H251V76L248 74V77H246V75H247V73H248V71L246 70V69H244V70H246L247 71V73H246V71H245V74H243L244 72H239L240 74H238L237 76H238V80L240 81V85H242L244 88H242V91L244 92V94L246 95V93H247V97H245V98H243L242 96H243V92H242V96L241 95H238V96H234L236 93L237 94H240V93H238V92H235V94H233V92H232V94H233V97L236 99H239L238 97L239 96H241L243 99H245L244 101H243V99H242V103L240 102V104H237V106H235L234 104H232L233 102H231V101H234V100H232V97L230 98H228V99H231L230 100V105H229V100L228 99H226V100H228V105H227V108L226 109H229L230 107H232L231 105H233L234 106V108H232V109H234V110H232L231 108L229 109L231 112L230 113H232V112H234L235 113V115L236 116H239V117H237V118H241V120H242V118H244V117H251V116H253V118L255 117H257L258 118V116H257V114L259 115V113L260 114H264V67ZM3 67H4V65H3ZM196 67H197V65H196ZM218 67V66H217ZM5 68V67H4ZM3 68V69H4ZM176 68V67H175ZM195 68V67H194ZM193 68V69H194ZM198 68V67H197ZM201 68V67H200ZM232 68V67H231ZM235 68V67H234ZM254 68L256 69V68H258L257 70H254ZM1 69V71L3 70L2 68H0ZM7 69V68H6ZM5 69V70H6ZM196 69V68H195ZM233 69V68H232ZM4 70V72H6ZM13 70V69H12ZM205 70V69H204ZM241 70H243V68L241 69ZM243 70V71H244ZM19 71H20V69H19ZM18 71V72H19ZM225 71V70H224ZM22 72V71H21ZM20 72V73H21ZM26 72V71H25ZM203 72V71H202ZM237 72H238V70H237ZM7 73V72H6ZM229 73V75L231 74L230 72H228ZM227 73V74H228ZM8 75H10L9 74V71H8V73H7ZM15 75H16V73H14ZM26 74H28V73H26ZM169 74V73H168ZM225 74V73H224ZM243 74V75H242ZM17 75H23V74H17ZM24 75H25V73H24ZM30 75V74H29ZM32 75V74H31ZM34 75H35V73H34ZM204 75V74H203ZM235 75V74H234ZM240 75V76H239ZM258 75V76H257ZM11 76V75H10ZM26 76V75H25ZM207 76V75H206ZM231 76V75H230ZM250 76V77H249ZM12 77V76H11ZM16 77V76H15ZM212 77V76H211ZM232 77V76H231ZM243 78V82L241 81L242 80V78ZM0 78H2V77H0ZM6 78V77H5ZM19 78V77H18ZM23 78V77H22ZM172 78V77H171ZM204 78H206V77H204ZM213 78V77H212ZM215 78V77H214ZM213 78V79H214ZM230 78V77H229ZM233 78V77H232ZM7 79V78H6ZM9 79V78H8ZM24 79H26V78H24ZM192 79V78H191ZM220 79V78H219ZM218 79V80H219ZM228 79V78H227ZM248 79V80H247ZM10 80V79H9ZM183 80V79H182ZM208 80V79H207ZM229 80V79H228ZM235 80V79H234ZM254 80V79H253ZM4 81V80H3ZM205 81H206V79H205ZM214 81V80H213ZM213 81H212V83H213ZM217 81V80H216ZM233 81V80H232ZM236 81H237V79H236ZM251 81V82H250ZM22 82V81H21ZM207 82H209V81H207ZM226 82H228V81H226ZM9 83V82H8ZM210 83V82H209ZM219 83H220V80H219ZM233 83H234V81H233ZM233 83H231L232 85H229V87L230 86H232V88H233ZM7 84V83H6ZM47 84V83H46ZM205 84V83H204ZM218 84V83H217ZM229 84H230V82H229ZM215 85V84H214ZM219 85V84H218ZM217 85V86H218ZM224 85V84H223ZM222 85V86H223ZM235 85V88H236V84H234ZM239 85V84H238ZM239 85V86H240ZM49 86V85H48ZM209 86V85H208ZM220 86V85H219ZM52 87V86H51ZM206 87V86H205ZM211 87H214V86H212L211 85ZM228 87V88H229ZM46 88V87H45ZM207 88V87H206ZM218 88V87H217ZM222 88H224V86L222 87ZM221 88V89H222ZM211 89V88H210ZM219 89V88H218ZM239 89H241V88H239L238 87V90L237 91H240ZM212 90V89H211ZM210 90V91H211ZM213 90H214V88H213ZM220 90V89H219ZM224 90V89H223ZM227 90V89H226ZM228 90H230V89H228ZM208 91H209V89H208ZM231 91V90H230ZM233 91H235V89H233ZM4 92V91H3ZM214 92V91H213ZM216 92H218V91H216ZM8 93V92H7ZM208 93V92H207ZM4 94V93H3ZM55 94V93H54ZM215 94H217V93H215ZM229 94V93H228ZM211 95V94H210ZM214 95V94H213ZM218 95H220L219 93H218ZM222 95H226V93L225 94H222ZM244 95V96H245ZM217 96V95H216ZM215 96V97H216ZM224 96H222L223 97V99H224ZM229 96V95H228ZM208 97H210V98H212L211 96H209L208 95ZM214 97V96H213ZM221 97V95L218 97L219 99L220 98H222ZM227 97V96H226ZM217 98V97H216ZM217 98V99H218ZM236 99V100H237ZM225 100V99H224ZM235 100V104H236V102H238L239 103V101H236ZM220 101H222V99L220 100ZM220 104V103H219ZM242 104H243V106H244V108H243V106H242ZM221 105H224V103H222V104H220L219 105V107L221 106ZM224 106H226V105H224ZM242 106V107H241ZM217 108H218V105L216 106ZM229 107V108H228ZM236 107V108H235ZM41 108H43V107H41ZM216 108V109H217ZM221 108V107H220ZM222 108H224V107H222ZM48 109V108H47ZM87 109V108H86ZM219 109V108H218ZM226 109H224V110H226ZM38 110H40V111H38V113H36V114H39V116H37V117H39V118H41V121H40V123L38 124V125H36V126H34V127H31L30 129H29V133H28V137H27V139L25 140V142H23V143H19V144H17V143H12V144H9V143H6V146H4L5 144H2V146H0V160H3V162L5 161L6 163L7 162H11V163H15V164H17V166H20V164H22V165H24L25 167H28V168H34L35 169V167H38V166H42L41 164H43V163H46L47 165L49 164L51 167H52V165H53V167H54V164H55V166L57 165V166H59L60 165V162L59 161H61V159H66L68 162H67V164H68V166L71 168V169H73V170H77V169H79V160H80V157L81 156H84V154L85 155H91V157H92V160H91V164L89 163V167L93 170V171H98V170H103L107 175H105V176H102V177H100V178H98L97 180V182L95 181V184L93 183V182H87V181H84V180H86V179H84L83 181L81 180V182L79 181L78 183H77V186L78 187H76L75 189H74V187H73V189L71 190V191H73V192H70V193H68V191H63L64 189H66L67 187H63V190H61V189H59V191L61 190V191H63V192H67V194H65V196H63V194L60 192L59 194L61 195V196H58V192H57V195L55 194L56 193V190L58 191V189H54L55 190V193L54 192H52V193H54V194H47L46 193V195L44 196L43 194H42V192L43 193H45V190L43 191L42 190V192H38V190L37 189H34V191H30V193H26V192H23V193H25V194H27V195H25V197L23 198L22 196V199L20 198L19 200H17V198L20 196V195H22V192H21V194H20V191H19V196L17 195L18 194V192L17 193H14V194H16V198H14V197H10V196H12V195H10V193H12V192H5L4 194H5V196L7 195L8 196V194H9V196L7 197H5V198H3V199H1L0 200V264H17L18 262L20 263L21 262V264H24V263H22V262H30L31 261V259L33 258V261H34V256L36 257H38V256H40L41 257V259H42V257L43 256H45L44 255V253L46 252V255H47V253H48V255H50V258L48 257V255H47V257L49 258H46V259H48V261H52L53 263L57 260V259H59L58 257H60L61 255H65V254H67V256H68V254H70L69 255V257H67L68 259H69V261H67L68 259H64V260H66V262L64 261V262H62V258H64V257H62L61 259H60V261L64 264H68V263H70L72 260H74V259H76L75 257H80V258H83L82 260H86V258H87V261H89V259H91L92 261H94V262H100V261H105L106 262V260H107V262H109V258L111 259V257H113L114 258V256H118V255H120V254H122L123 253V251H124V249L126 248V249H128L129 250V248L128 247H132V249L135 247V245H137L138 246V244H140L141 242H143V241H145V243H144V247L147 245V243L150 241L149 239H153V238H149V236H154V234H155V232L153 233V234H149L148 235V230L149 229H151L150 227H149V225L150 224H145V223H150V221H151V226H152V223H154L153 221H152V219H150V218H152L153 216L152 215H154V214H152V211H153V209L154 208H156V209H154L155 210V212H157L158 210L159 211H161V213H162V210L161 209H164L163 211L165 212V211H173V210H175V208H173L172 209V205H175V201H176V204H177V199L175 200V195H173L172 197H171V194H173V193H177V190L179 189H181L180 188V184H182V182H183V180H180L179 181V179L177 180L176 178H173V179H176L178 182H179V184H177V182H174V181H176V180H173L172 179V177H174V176H176V174L178 173H176V174H174L176 171H177V166H178V168L180 169V170H182L181 169V165L183 166L184 164L182 163L181 164V162L182 161H184V163L186 162L187 163V165L185 166L184 165V167H186V168H188L187 169V174H189V171L191 172L190 173V175L192 174L193 175V172L195 171L198 175H203L204 174V176L205 177H207L206 175H210L211 173H213V169H214V171L215 170H218V168L220 169H222V167H223V169H224V165H225V163H224V157L222 156V158H221V154L222 153H220V151H222L221 149L225 146L224 144V146L222 145V148L220 149V151L219 152H217L218 150H219V148L217 149V151L216 152H214V151H211V150H209V148H207L206 147V149H204L205 147H200V149H198L197 148V146H195L194 147V149L197 151V152H195L194 151V149L192 148V146L190 145V147H191V149H193V150H191L190 149V147H188L187 149H188V151H186L184 154V156H182V153L185 151V149L184 148H182V149H184L183 151L180 149L179 150V148L176 150V151H182V153L180 152H177V154H175V152H173L174 153V155H176V157L173 159V158H171V159H173V160H167L173 153L171 152V153H168V157H165V158H167L166 159V162H168V161H172L173 163L175 162V164H173V163H166L165 162V158H164V161H163V163L165 162V164L164 165H167V164H170L169 165V168L172 166L173 168H170L168 171H167V169L166 170H164L165 172L162 174L161 173V171H160V173L159 174H161V175H158L157 173H153V171L155 170V169H151V170H153V171H151V170H149V169H143L142 167L144 166L145 167V165H146V162L144 163L143 162V160H145V159H143L142 160V158H140L141 160H142V165H143V163L145 164V165H143L142 167L141 166H139V164H141V163H139L138 164V161H137V163H135L134 161H135V159L137 160V158H138V153L137 152H135L136 150L138 151V149H134L135 151V153L137 154L136 156H135V154H134V156L136 157L134 160H131V159H128L129 157H131V155H132V151L130 152V154H129V152L128 151H130V149H128V151H125V149H126V147H124V149L122 150L120 147V143H118L120 140H117L118 142H117V144L120 146H118L117 144H115L116 143V140H114L115 142H113V136L111 137L110 136V134L112 135L114 132L115 133H118V132H120V130H118L117 128V130H118V132H116V131H113L114 129H106L105 130V125L106 124H104L103 122V124H104V126L105 127H102V123L100 124V125H95L97 122H94L95 124H90L91 122L89 121V117H87L88 119H86V117H84V116H82V117H84V118H81V119H85V121H89L90 123H87V122H85L84 121V123H82V122H77V121H79V119L77 120H75V125H73L72 123L74 122H71L70 123V125H72V126H74V127H72V129H69V130H71V131H69L70 132V134L68 135V133L69 132H67V136H66V138L64 137L63 138V136L61 137L62 139H59V133H58V121H59V125H60V122L62 121H60V120H57V122L55 121V124H54V122H51V124L49 123V122H47V117H46V114L48 115V117H49V115H50V113L48 114V113H46L48 110H46L45 112H43V111H41V109L39 108ZM220 110V109H219ZM205 111H207V109L205 110ZM221 111L223 112V110L221 109ZM50 112V111H49ZM87 112V111H86ZM208 112V111H207ZM220 112V111H219ZM221 112V113H222ZM228 113H229V111H227ZM227 112H226V114H227ZM243 112V113H242ZM219 114V113H218ZM85 115V114H84ZM105 115V114H104ZM222 115V114H221ZM229 116H230V114H228ZM233 115V113L231 114V116ZM235 115H234V117H235ZM261 115V116H262ZM89 116V115H88ZM93 116V115H92ZM106 116V115H105ZM260 116V117H261ZM95 117V116H94ZM93 117V119H96L97 117H95L94 118ZM102 117V116H101ZM107 117V119H108V116H106ZM226 117H228V116H226ZM38 118V119H39ZM236 118V117H235ZM257 118H256V120L255 119H252V118H249V119H252V120H250V121H248L247 123H248V126H249V128L250 129H248V130H246L247 128H242V129H240V133L242 134V133H244V132H246V138L245 139H247L248 140V142H250L251 144H255L254 146H256L255 147V151H256V154H257V162H258V160H259V162H261L262 163V165H259L258 166V169L259 168H263L264 167V116H262V119L261 118H258V120L259 121H257ZM101 119H104V118H101ZM106 120V119H105ZM225 120V119H224ZM228 120V119H227ZM234 120V119H233ZM72 121V120H71ZM80 121H82V120H80ZM102 121V120H101ZM100 121V122H101ZM229 121V120H228ZM262 121V122H261ZM70 122V121H69ZM93 122V121H92ZM222 122H224V121H222ZM239 122V121H238ZM54 124V125H53ZM65 123H62V125H64ZM67 124V123H66ZM64 125L65 126V129H67L70 125ZM99 124V123H98ZM61 126V125H60ZM68 126V127H67ZM110 126V125H109ZM67 127V128H66ZM59 128H62L63 129V127H59ZM121 128V127H120ZM61 129V130H62ZM122 129V128H121ZM108 130H110V132H112V133H109L108 132ZM67 131H68V129H67ZM62 132H63V130H62ZM114 133V134H115ZM239 133V134H240ZM58 134V135H57ZM117 135V134H116ZM115 135V136H116ZM114 136V137H115ZM118 136V135H117ZM121 138H122V136H120ZM118 138H119V136H118ZM112 139V140H111ZM243 139V137L241 138V140ZM219 140V139H218ZM237 140V139H236ZM59 141H61V142H59ZM197 141V140H196ZM201 141V140H200ZM227 141V140H226ZM2 142V141H1ZM59 142V144H57ZM124 142V141H123ZM122 142V143H123ZM223 142V141H222ZM225 142V141H224ZM223 142V143H224ZM229 142V141H228ZM232 142V141H231ZM230 142V143H231ZM237 142V141H236ZM240 142V141H239ZM5 143V142H4ZM121 143V144H122ZM195 143V142H194ZM214 143V142H213ZM238 143V142H237ZM8 144V145H7ZM126 144H128V143H125V145ZM197 144H198V141H197ZM202 144L204 145V142L202 141ZM209 144V143H208ZM211 144V143H210ZM240 145H241V142L239 143ZM238 144V145H239ZM130 145V144H129ZM199 145V144H198ZM231 145H232V143H231ZM237 145V144H236ZM122 146H123V144H122ZM127 146V145H126ZM131 146V145H130ZM209 146V145H208ZM244 146V145H243ZM211 148H212V146H210ZM233 148H234V146H232ZM245 147V146H244ZM126 149V150H127ZM198 149V150H197ZM214 149H215V147H214ZM246 149V148H245ZM249 149H250V147H249ZM253 149H250V151H253ZM132 150V149H131ZM189 150H191V151H189ZM200 150V151H199ZM213 150V149H212ZM224 151H225V149H223ZM227 150V149H226ZM248 150V148L246 149V151ZM125 151V152H124ZM241 151V150H240ZM249 151V150H248ZM248 151H247V153H248ZM126 152H128V154L126 153ZM133 152V153H134ZM138 152H140V150L138 151ZM141 152H142V150H141ZM169 152V151H168ZM227 151H225V153H226ZM229 152V151H228ZM230 152H233V151H230ZM236 152H239L238 150H236ZM245 152V151H244ZM178 153L181 155V159L180 158H178L180 155H178ZM220 153V155H218ZM234 153V152H233ZM243 153V152H242ZM250 153V152H249ZM252 153V152H251ZM250 153V154H251ZM253 153H255L254 151H253ZM126 154L129 156H127L126 157ZM171 154V155H170ZM229 154V153H228ZM228 154H227V156H228ZM140 155V154H139ZM166 155H167V152H166ZM174 155H172L173 157H174ZM177 155H178V157H177ZM222 155H224V152H223V154ZM239 155V154H238ZM244 155H245V153H244ZM142 156V155H141ZM163 156V155H162ZM161 156V157H162ZM171 156V157H172ZM225 156V155H224ZM227 156L225 157V158H227ZM248 156H249V154H248ZM254 156V155H253ZM256 156V155H255ZM231 157H232V155H231ZM234 157V156H233ZM238 157V156H237ZM252 157V156H251ZM159 158V157H158ZM245 158H246V156H245ZM157 158H155V160H156ZM222 159V160H221ZM229 159V158H228ZM230 159H232V158H230ZM248 159V158H247ZM255 159V160H256ZM131 160V161H130ZM141 160H140V162H141ZM153 160V159H152ZM160 160V159H159ZM221 160V161H220ZM220 161V162H219ZM2 162V161H1ZM0 162V163H1ZM178 162V164H179V162H180V167H179V165L178 164H176ZM134 163L136 164V165H138L139 166V168L136 166V165H134ZM148 163V162H147ZM154 162L152 161V164H153ZM185 163V164H186ZM191 163V164H190ZM9 164V166L11 167V165H10V163H8ZM19 164V165H18ZM59 164V165H58ZM195 164H196V167H195ZM215 164V165H214ZM219 164L221 165V166H219ZM227 164V163H226ZM246 164V163H245ZM5 165H7V164H5ZM12 165H14V164H12ZM44 165V164H43ZM149 165V164H148ZM151 165V164H150ZM149 165V166H150ZM176 165V167H174ZM193 167V169L190 167ZM248 165V164H247ZM252 165V164H251ZM8 166V165H7ZM15 166V165H14ZM148 166V167H149ZM198 166V167H197ZM217 167V166H219V167H217V169L216 168H214V167ZM228 166V165H227ZM263 166V167H262ZM48 167V166H47ZM141 167V168H140ZM150 167H152V165L150 166ZM166 167H168V165L166 166ZM190 167V168H189ZM212 167H213V169H212ZM248 167H250V166H248ZM253 167V169L251 168L250 170H254V167L255 166H252ZM195 168H196V170H195ZM173 171H172V170ZM183 169H185V168H183ZM190 169V170H189ZM193 171H192V170ZM210 169H211V171H210ZM222 169V170H223ZM256 169H257V167L255 168V171H256ZM258 169H257V171H258ZM264 169V168H263ZM171 170V171H170ZM176 170V171H175ZM186 170V169H185ZM247 171L249 170V169H246ZM250 170H249V172H250ZM260 170V169H259ZM175 171V172H174ZM179 171V170H178ZM210 171V172H209ZM254 171V172H255ZM264 170H262V172H263ZM180 172V174L182 175V173H181V171H179ZM182 172L184 173V170H182ZM194 172V175L196 176L197 174ZM210 174H209V173ZM253 172V171H252ZM251 172V173H252ZM261 172V173H262ZM172 173L174 174V175H172ZM216 173H218V172H216ZM244 173V172H243ZM245 173L247 174V172L245 171ZM244 173V174H245ZM258 173H260V172H258ZM157 174V175H156ZM179 174V173H178ZM177 174V175H178ZM186 173H184V175H185ZM206 174V175H205ZM181 175H180V177H181ZM189 175V176H190ZM212 175V174H211ZM214 175V174H213ZM248 175V174H247ZM254 175V174H253ZM252 175V176H253ZM186 176V175H185ZM188 176V175H187ZM199 176V177H200ZM249 176V175H248ZM252 176H250V177H252ZM262 178H263V176H264V173L262 174V175H260ZM260 176H258V177H260ZM177 177V176H176ZM179 177V176H178ZM192 177H194V176H192ZM260 177V178H261ZM240 178H241V176H240ZM256 178V177H255ZM181 179V178H180ZM184 179V178H183ZM192 179V178H191ZM256 180V179H255ZM263 180H264V178H263ZM182 181V182H181ZM184 181H185V179H184ZM237 181H239V179L237 180ZM253 182H254V179L252 180ZM258 181V180H257ZM256 181V182H257ZM262 181V180H261ZM174 182V183H173ZM186 182V181H185ZM188 182V181H187ZM249 182V181H248ZM253 182H252V184H253ZM263 182V181H262ZM262 182H261V184H262ZM91 183V184H90ZM87 184V185H86ZM194 184V183H193ZM232 184H233V182H231V185L230 186H232ZM242 184H243V182H242ZM241 184V186H243ZM252 184H250V185H252ZM257 184H258V182H257ZM263 184H264V182H263ZM183 186L185 185L184 184V182H183V184H182ZM186 185H187V183H186ZM185 185V186H186ZM189 185V184H188ZM246 185V184H245ZM254 185V184H253ZM252 185V186H253ZM182 186V189L184 190V191H186L185 189L187 188V191L189 190V188L186 186V188H184ZM239 186V185H238ZM255 186V185H254ZM264 186V185H263ZM196 187V186H195ZM240 187V186H239ZM256 187H258V186H256ZM262 187V185L261 186H259V188L258 189H260ZM193 186H190V189H191V191H192V193H193ZM236 189L238 188V187H235ZM243 188H244V186H243ZM248 188H249V186H248ZM251 188H253L252 190H255L256 191V189H255V187H251ZM82 189H84V190H82ZM181 189V190H182ZM195 189V188H194ZM239 189V188H238ZM238 189H237V192L235 191V194H234V192H233V195H231V199L229 200L230 202L231 201H233L234 200V202H231L232 204L234 203V205L238 202V201H241V202H239L237 205H238V207L241 205V204H243L244 205V202H246V204L243 206L242 205V207H241V210L239 209V211L238 210H235L236 212H237V214L238 215H240V213H242V215H240L239 217L241 218V216H247V219H246V221L247 222H245V223H243V225L242 224H240L239 226H236V227H233L232 229H228V230H225L224 232H223V234L221 233V235L219 236V238L216 240V241H214L213 240V243L211 244L210 242V246H208L207 247V249L205 250L206 252L207 251H209V253H210V255H212L213 253H216L217 252V254H215L214 256H216L217 257V255H219V252L221 251V249H223L224 247H228L229 245H230V247H228L229 249H227V250H225L224 249V251H221L220 252V254L222 255H225L226 257H228L227 259L229 260V261H233V263H236L237 261H241V260H243V258H245V261H246V259H250V258H252L253 259V254L252 253H254L253 252V250H254V246L253 245H251L252 243H254V245H256L255 244V242H257L258 240L257 239H259L260 240V238H261V236H259L260 234H262V233H264V195L261 197V198H259L260 197V194L261 193H263L264 194V192L262 191L260 194H259V197L255 194V196H257V198L258 199H256L255 201H254V199H252V197H250L251 199H249L248 200V198L249 197H247L246 199L247 200H245L244 202H243V199H241V200H238L237 201V199H240V197L241 198H243L242 196H241V193H240V191L238 192ZM246 189V188H245ZM53 190V191H54ZM68 190V189H67ZM69 190V191H70ZM75 190V191H74ZM178 190V191H179ZM180 190V191H181ZM230 190H231V188H230ZM243 189H241V191H242ZM247 190V189H246ZM263 190V189H262ZM0 191H1V189H0ZM41 191V190H40ZM52 191V190H51ZM184 191H181V192H178L177 194L178 195H180L179 193H181V194H183V196L181 195V197L179 198V196L177 195L176 197H178V202H179V200H180V202L182 203V202H185L187 199L186 198H184L185 199V201H184V199H183V201H182V198L184 197V195H186L188 192L189 193H191V191H188V192H184ZM196 191V190H195ZM245 190H243V192H244ZM254 191V192H255ZM46 192H49L48 190L46 191ZM183 192V193H182ZM259 192V191H258ZM3 193V191L1 192V194ZM257 193V192H256ZM0 194V195H1ZM13 194V193H12ZM73 194V195H72ZM163 194V195H162ZM164 194H166L165 195V197H167L166 199L169 201L171 198H174L173 200H175L174 202H173V200L172 201H170L171 202V204L172 205H170V203L168 202V204H166L167 206H164V204L165 203H167V200L165 199V197H164ZM169 194V195H168ZM188 195V194H187ZM186 195V196H187ZM249 195H251L250 193L248 194V196ZM262 195V194H261ZM2 196V195H1ZM0 196V197H1ZM153 196H155L154 198H156V199H159V198H161V197H163V200H165L164 202H163V204L161 205L160 204V206H158V204H159V202H154L155 200H153L152 201V199H151V197H153ZM168 196H170V198L168 197ZM190 197L192 196V194L191 195H189ZM189 196L187 197V198H189ZM253 196V195H252ZM58 197V198H57ZM225 197H226V195H225ZM153 198V199H154ZM169 198V199H168ZM235 198V199H234ZM224 199V198H223ZM222 198H221V203L222 202H224V203H227L225 200H223ZM228 199V198H227ZM161 200H162V198H161ZM236 200V201H235ZM251 200H253V202L251 201ZM220 201V200H219ZM153 202H154V204H153ZM174 204H173V203ZM179 202V203H180ZM157 205H156V204ZM161 203V202H160ZM223 203V204H224ZM47 204V205H46ZM217 204H220L219 202H217ZM152 205H155V206H157V207H153V209H152ZM170 205V206H169ZM178 205V204H177ZM233 205V206H234ZM236 205V206H237ZM51 206V207H50ZM52 206H54V207H52ZM168 206L170 207V210H168ZM176 206V205H175ZM223 206V205H222ZM50 207V208H49ZM159 207H162L161 209L159 208ZM212 207H215V205H212ZM211 207V208H212ZM223 207H225L224 209H226L227 210V208H231V206H228L227 207V205H225L224 204V206ZM238 207H237V209H238ZM216 208H217V206L214 208L215 210H216ZM219 208V207H218ZM217 208V209H218ZM240 208V207H239ZM221 209V208H220ZM231 209H233V208H231ZM157 210V211H156ZM212 210H213V208H212ZM212 210H209V212H212ZM233 210V211H234ZM221 210H219L218 209V212H220ZM231 211V210H230ZM233 211H231V212H233ZM256 211V212H255ZM154 212V211H153ZM154 212V213H155ZM222 212V211H221ZM235 212V213H236ZM205 213V212H204ZM206 213H207V215H210V214H212V213H209L208 214V212L206 211ZM217 212L215 211L214 212V215L216 216L217 214H216ZM234 213V212H233ZM150 214H152V215H150ZM156 214V213H155ZM158 214H159V212H158ZM54 216V220H52V222L54 221L55 223H56V226H55V228H53L54 226L53 225H55L54 223H52L53 225L50 227V225L51 224H49L50 223V221H51V217H49V216ZM149 215H150V218H149ZM210 216H212V215H210ZM190 217V216H189ZM206 217V216H205ZM209 217V216H208ZM207 217V218H208ZM232 217H233V215H232ZM236 217H238L237 215H236ZM49 218H51L50 219V221H49ZM61 218V219H60ZM184 217H182V219H183ZM210 218V217H209ZM213 218V217H212ZM190 219V218H189ZM192 219H194V217L192 218ZM235 219H237V218H235ZM235 219H233L234 221H235ZM196 220V222L198 221L197 219H195ZM195 220H194V222L193 223H195V224H197L198 222L200 223V221H198L197 223L195 222ZM204 220L205 219H203V220H201V221H203V222H201L202 224L200 225H198V227H196L193 223H191V220H189L190 222L189 223H186L185 221H188V218H187V220H185V221H181V219H180V221L183 223H181V222H177V221H174V222H177V225L178 224H180V225H176L175 226V224L173 225L172 223H171V225H172V229L171 230H169V228H171L170 226H167L166 228H165V230L166 229H168V232L167 231H165V235L163 234V232H161V234L162 235H164V236H160L159 237V241L162 239L161 237H163V241H162V243H158L159 245H158V247L160 248L161 247V244L163 245L162 246V249H163V247L164 246H166L165 244H167L168 245V247H170V245H173V244H171V243H174L175 241L177 242V241H179L180 240V242H182L181 240H185L186 238H188L191 234H193L195 231H193V227L195 226V230H196V228H202L201 226L202 225H204L205 224V222H204ZM211 220V219H210ZM213 221H214V219H212ZM231 220V219H230ZM147 221V222H146ZM179 221V220H178ZM193 221V220H192ZM61 222H66L64 225H61ZM227 223V222H226ZM239 223H241V222H239ZM144 225V228L146 229L147 227L146 226H148L149 228H147L148 230L147 231H145V229L142 227L141 228V225ZM193 224V225H192ZM209 224V223H208ZM229 224V223H228ZM227 224V225H228ZM142 225V226H143ZM170 225V224H169ZM225 225V224H224ZM242 225V226H241ZM250 225H253L254 226V231H251L250 230ZM155 226H156V223H155ZM154 225H153V228L155 227ZM173 226H175V227H173ZM193 226V227H192ZM200 226V227H199ZM232 226H234V225H232ZM249 226V227H248ZM225 227V226H224ZM239 227V228H238ZM101 228V230L103 231V233H100V234H95V235H90L91 237H89V239L91 238L92 239V237H93V239H95L96 240V238H100V236H106L105 237V239H100V240H96L95 241V243H93V244H90V243H88V245H86V244H84V242H82L81 243V241H82V238H80L82 235V237H84V235H89V234H91V233H93L92 231H96V229H100ZM103 228H112L111 230H106V231H104L103 230ZM153 228L151 229V231L153 230ZM221 228V227H220ZM252 228V227H251ZM255 228H256V230H255ZM155 229H156V227H155ZM217 229H219V227L217 228ZM238 230H240V231H238ZM242 230V231H241ZM253 230V229H252ZM197 231V230H196ZM214 231V230H213ZM213 231H211L212 233H213ZM149 232H150V230H149ZM153 232V231H152ZM193 232V233H192ZM240 232V233H239ZM211 233V234H212ZM210 234V235H211ZM124 235H128V236H126L125 238H124ZM207 235V234H206ZM205 235V236H206ZM259 236V237H255V236ZM262 235H264V234H262ZM80 236V237H79ZM95 236V237H94ZM148 237L147 239H146V237ZM129 237V238H128ZM144 237H145V239H144ZM80 238V239H79ZM102 238H104V237H102ZM127 238V240H124V239H126ZM142 238V239H141ZM161 238V239H160ZM206 238H208V237H205V239ZM255 238H257L256 239V241H255ZM77 239V241H79V240H81V241H79L80 243H78L77 242V244H73V240H76ZM92 239V240H93ZM141 239V240H140ZM216 239V238H215ZM254 239V240H253ZM134 240H136V242H137V240H138V242L139 243H137V244H134V242H133V244H132V241ZM143 240V241H142ZM156 240V239H155ZM203 240V239H202ZM261 240H263V237H262V239ZM131 241V244L130 243H128V242H130ZM146 241H148L147 243H146ZM153 241V240H152ZM157 241V240H156ZM159 241H157V242H159ZM160 241V242H161ZM203 241H206V240H203ZM252 241H254V242H252ZM156 242V243H157ZM163 242H164V244H163ZM175 242V243H176ZM180 242H178V243H180ZM259 242V241H258ZM41 244V246L40 247H33L31 244H35V246L37 245V246H39L38 244ZM124 243V244H123ZM125 243H128L127 244V246H126V244ZM143 243H141L138 247H143V246H141ZM152 242H150L149 243V247L151 246H154V242H153V244H151ZM174 243V244H175ZM261 243V242H260ZM83 244V245H82ZM117 244V245H116ZM118 244H120L121 246H118ZM146 244V245H145ZM200 244H202V242H200ZM263 244V243H262ZM25 245H28L27 246V248L29 249H32L31 248V246L34 248V249H32V250H28L27 248V250L28 251H26L25 249H23V248H25L26 246ZM31 245V246H30ZM117 247H116V246ZM228 245V246H227ZM25 246V247H24ZM30 246V247H29ZM124 246H125V248H124ZM134 246V247H133ZM136 246V247H137ZM148 246V245H147ZM146 246V247H147ZM201 246V245H200ZM251 246V248L253 249V250H251L249 247ZM258 246V245H257ZM22 247V248H21ZM115 247H116V249L118 250L117 252H115L116 251V249H115ZM122 249H120V248ZM156 247H157V244H156ZM202 247V246H201ZM256 247V246H255ZM258 247H261V246H258ZM258 247H257V249H258ZM263 247V246H262ZM261 247V248H262ZM154 248V247H153ZM171 248V247H170ZM231 248V249H230ZM248 248V250L250 249L252 252H245V250ZM114 249V250H113ZM138 249V248H137ZM141 249V248H140ZM164 249H165V247H164ZM167 249V248H166ZM165 249V250H166ZM46 250V251H45ZM156 250V249H155ZM157 250H158V248H157ZM256 250V249H255ZM254 250V251H255ZM261 250V249H260ZM259 250V251H260ZM264 250V249H263ZM122 252V253H120V252ZM204 251V252H205ZM247 251V250H246ZM163 252V251H162ZM206 252L204 253L205 255H206ZM213 252V253H212ZM257 252H258V250H257ZM118 253H120V254H118ZM158 253H160L159 251H158ZM196 253V252H195ZM209 253L207 254V255H209ZM259 253V252H258ZM261 253V252H260ZM260 253L258 254V256H263V255H260ZM263 254V253H262ZM71 255H73V256H71ZM75 255V256H74ZM200 255V254H199ZM222 255V256H223ZM254 258L255 257H257L256 255H257V253L255 254L254 253ZM73 257L74 259H72L71 257ZM31 257V258H30ZM37 257H36V259H37ZM207 257V256H206ZM66 258V257H65ZM89 258V259H88ZM116 258V257H115ZM210 258H212V257H210ZM221 258V257H220ZM35 259V260H36ZM45 259V258H44ZM70 259H72L71 261H70ZM238 259V260H237ZM256 259V258H255ZM255 259H253V260H255ZM261 259V258H260ZM38 262H39V264H43L45 261H40V259L38 258ZM208 260V259H207ZM234 260H236V262L234 261ZM251 260V259H250ZM257 261L259 260V257H258V259H256ZM262 260H263V258H262ZM32 261V262H33ZM37 261V260H36ZM111 261V260H110ZM223 261V260H222ZM260 261V260H259ZM28 262V263H29ZM38 262H36V263H38ZM42 262V263H41ZM52 262H51V264H52ZM59 262V261H58ZM74 262V261H73ZM242 262H244V261H242ZM246 262H248V261H246ZM35 263V262H34ZM49 263V262H48ZM47 263V264H48ZM72 263V262H71ZM70 263V264H71ZM227 263V262H226ZM33 264V263H32ZM55 264H57V261L55 262ZM58 264H60V263H58ZM72 264H74V263H72ZM260 264V263H259Z\"/></svg>",
  "mask_w": 264,
  "mask_h": 264
}]
</instances>
